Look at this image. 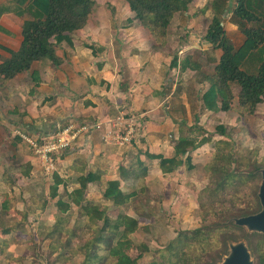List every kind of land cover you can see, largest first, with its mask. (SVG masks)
Wrapping results in <instances>:
<instances>
[{
	"label": "crops",
	"instance_id": "0c3cea01",
	"mask_svg": "<svg viewBox=\"0 0 264 264\" xmlns=\"http://www.w3.org/2000/svg\"><path fill=\"white\" fill-rule=\"evenodd\" d=\"M213 2L200 0L190 5L186 13L176 15L173 26L179 30L175 21L186 17L189 23L185 27L191 34L199 32L203 24L208 28L218 12ZM235 8L233 2L223 15V25L236 48L233 60L239 66L250 46L240 21L234 17ZM134 17L124 1L95 0L88 24L71 35L73 44L56 47L59 64L46 58L35 61L30 70L14 78L6 80L0 74V211L4 195L17 197V210L13 209L7 218L19 211L18 219H32L25 233H32L34 240L43 239L45 228L54 230L56 215L60 214L58 201L66 200L67 192L80 188V178L89 173H98L100 178L88 185L86 200L107 207L112 218L125 214L138 219L146 236L173 240L178 233L174 226L183 229L192 220L200 219L198 198L208 182L200 163L206 159L205 149L210 144L192 153L196 167L193 173L182 166L164 174L159 160H151L147 153L173 158L182 124L192 126L194 116L196 121L202 120L201 124L205 120L214 121L201 101L209 87L205 74L211 73L203 68L197 73L168 69L175 54L178 52L179 60H183L200 49L203 58L216 66L222 53L216 52L217 61L211 62L215 59L213 48L202 37L201 46L191 36L188 41L173 37L167 46L158 45ZM28 18L12 12L0 17V65L20 49ZM168 86H173L172 91H167ZM236 91L238 86H234ZM123 110L146 117L142 134L133 144L106 143L101 132L83 134L55 158V169L51 172L41 166L21 137L23 134L39 140L70 123L79 126L106 122ZM217 118L222 120L219 124H224L228 116L218 113ZM9 175L12 179L9 177L7 181ZM114 180L120 181L125 194L137 193L128 204L116 206L104 198L108 183ZM54 186L58 189L56 198L51 196ZM62 216L68 220L66 226L70 232L88 220L74 204ZM20 232L24 231L12 228L7 234L0 233V241L10 244L12 237L18 238ZM139 233L131 235L133 242ZM27 240L32 243L31 236ZM6 247H1L4 253Z\"/></svg>",
	"mask_w": 264,
	"mask_h": 264
},
{
	"label": "trees",
	"instance_id": "16d2710c",
	"mask_svg": "<svg viewBox=\"0 0 264 264\" xmlns=\"http://www.w3.org/2000/svg\"><path fill=\"white\" fill-rule=\"evenodd\" d=\"M121 1L128 5L135 15L134 18L147 30L155 43L165 46L176 15L186 13L190 5L197 0ZM233 2L236 3L234 17L240 21L242 33L250 46L239 66L233 60L236 48L227 37L223 25V15L229 11ZM94 6L95 0L3 1L0 4V17L12 12L19 16L27 15L29 18L24 23V41L20 49L12 54L11 59L0 65V74L6 80L14 78L17 74L30 70L35 61L46 58L59 64L56 47L63 43L73 44L71 35L88 24ZM213 6L218 12L210 21L204 40L214 50H220L222 55L214 68V73L205 74V81L209 83V87L201 97L202 104L211 115L220 113L229 116L231 111H236L240 115H254L258 106L264 103V0H214ZM202 68L203 66L193 56L189 55L179 60L178 52L169 65L170 70L179 69L183 73L186 71L197 73L202 71ZM34 79L39 82L37 77L34 76ZM234 86H238L237 93H234ZM184 126L185 124L180 126L181 136L175 147V157L166 158L147 153L151 160H159L164 174L173 173L182 166L186 167L188 173H193L196 167L193 164L192 153L212 142L210 137L205 136L200 140L194 139L185 133ZM226 130L227 124H217L215 127L216 134L222 137L226 136ZM234 156V142L222 140L216 143V164L210 172L218 174L219 178L214 188H208L213 197L215 193L225 192L228 187L237 185L242 179V175L231 169ZM221 161L226 163L219 164ZM121 171L123 173V167ZM99 178L98 173H89L81 177L80 188L71 193L67 192L66 200L58 201L60 214L56 215V226L52 232L62 233L68 222L62 215H66L71 209V204H74L85 213L88 217L86 224L94 230L93 237L89 238L83 249L93 251L96 263L99 264L104 257H109L114 264H139L145 253L149 252V246L141 245L140 253L136 257L132 256L131 251L136 246L131 235L141 230L138 219L125 214L112 218L107 207L86 200L88 185ZM57 191V187L51 188L52 198L58 196ZM136 195V192L125 194L118 180L109 182L103 194L106 200L113 201L116 206L128 204ZM3 199L0 217L9 214L14 209L13 204L15 205L13 197L6 194ZM198 203L200 205V197ZM262 210L263 205L258 196L254 208L241 207L239 212L230 214L224 209L217 221H209L204 216L200 228L181 233L179 231L175 238L159 251L158 258L148 264H222L232 254L233 246L240 243L250 252L249 247L239 241L238 232L245 229L250 231L259 239L261 245L264 244V232L251 231L248 227L239 225L237 220L256 215ZM9 230H4L3 233L7 234ZM103 249L106 256L100 254ZM261 264H264V255Z\"/></svg>",
	"mask_w": 264,
	"mask_h": 264
},
{
	"label": "rangeland",
	"instance_id": "374dc122",
	"mask_svg": "<svg viewBox=\"0 0 264 264\" xmlns=\"http://www.w3.org/2000/svg\"><path fill=\"white\" fill-rule=\"evenodd\" d=\"M98 1L107 3V0ZM199 2L200 0H197L194 3ZM173 23L169 29L167 40L174 37L176 40L181 38L182 40L188 41V38L191 36L193 40L201 46L200 37L204 40L207 31L206 24H203L199 32L191 34V30L185 27L188 26L189 23L186 17H182L178 21H175V24H179L177 27L179 30L175 29ZM151 40L154 41L153 38ZM167 44L165 46H167ZM174 45L176 48L178 41ZM211 50L213 51L212 58H215L212 59L211 62H216V52L218 53L220 50ZM201 52L203 51L196 49L192 56L203 66L205 72L213 74L215 68L214 64L210 65L209 62L203 58ZM172 88L173 86H168L167 91H172ZM192 105L193 113L195 114V111H197V101L195 98L192 100ZM228 115V119H226L224 123L227 124L225 137L216 134L215 127L221 120L217 118L216 114L211 115V119L214 121H207L204 119L205 121L202 124V120L196 121L194 116L192 119V126L185 124L183 128V130L186 131L187 134H191L194 139L200 140L205 136L210 137L212 142L205 149V154H207L206 159L203 158L200 163L201 171L206 170L205 172L208 177L207 184L199 194L200 219L197 218L195 221L192 220L193 222L190 223V226L186 227V225H184L183 229L180 226H174L178 232L180 231L179 233L200 228L203 225L202 219L204 216L209 221H217L221 211L224 209H227L228 214H230L239 212L241 207L254 208L256 206L260 187L263 182L262 173L264 171V103L258 106L254 115H240L236 111H231ZM222 140L235 143V156L231 169L242 175V179L237 182V185L228 187L225 192L215 193V197H213L208 188H214L219 176L215 173L211 174L210 169H213V166L216 164V143ZM221 163L226 162H219V164ZM9 177L12 179V176L9 175L7 181H9ZM13 200H15V205L13 204L14 209L17 210L16 205L19 199L13 197ZM222 202H224V204H222ZM22 208H24V204ZM8 215L9 214L2 215L0 217V233L4 234V230L12 228L23 230L24 232H20L21 235H19L18 238L14 235L11 239V243H8L9 246L6 242L0 241V264H98L96 263L93 251L88 252L83 249L86 242L89 238H92L94 234V230L88 227L87 224L75 228L73 232L68 230L66 224L64 229H62V233L59 234L53 233L51 228L47 227L45 228L46 232L44 231L42 235L43 239L34 240L32 233H27L28 235L25 233L28 232L26 225H31L30 222L32 219H18L17 217L20 215L19 211H15L13 217L7 218ZM193 226L195 227L192 228ZM28 236L32 237V240H29L32 241V243L28 242ZM237 236H239L240 242H244L249 247L253 264H261V258L262 255H264V244L261 245L259 239L246 229L243 232H238ZM148 237L153 238L149 239ZM170 241L172 240H169V238L159 240L155 238V236H146V233L140 230L139 235L134 238V244L138 249L135 248L131 251V254L136 257L141 251V245L146 244L150 246L149 252L145 253L144 257L139 261V264H148L158 258L160 254L159 251L163 250ZM3 246H7L5 253L3 252V248L1 249ZM100 254L106 256L105 250L103 249ZM99 264H114V262L111 258L104 257Z\"/></svg>",
	"mask_w": 264,
	"mask_h": 264
},
{
	"label": "built area",
	"instance_id": "2783aa9c",
	"mask_svg": "<svg viewBox=\"0 0 264 264\" xmlns=\"http://www.w3.org/2000/svg\"><path fill=\"white\" fill-rule=\"evenodd\" d=\"M145 115L123 110L115 118L100 123L75 125L70 123L53 134L41 139L21 135L38 158L41 166L51 172L55 169V158L70 148L81 135L101 132L102 139L109 144H133L142 134Z\"/></svg>",
	"mask_w": 264,
	"mask_h": 264
},
{
	"label": "water",
	"instance_id": "95a60500",
	"mask_svg": "<svg viewBox=\"0 0 264 264\" xmlns=\"http://www.w3.org/2000/svg\"><path fill=\"white\" fill-rule=\"evenodd\" d=\"M259 196L263 205V210L256 215L240 218L237 220V223L241 226L248 227L251 231L264 232V176ZM222 264H253V262L247 247L240 243L233 246L232 254L228 256Z\"/></svg>",
	"mask_w": 264,
	"mask_h": 264
}]
</instances>
